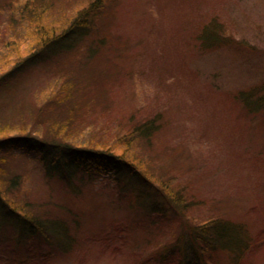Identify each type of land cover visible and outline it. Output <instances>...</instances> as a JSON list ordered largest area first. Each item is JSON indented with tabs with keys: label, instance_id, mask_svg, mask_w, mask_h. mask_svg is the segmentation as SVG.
<instances>
[{
	"label": "rangeland",
	"instance_id": "374dc122",
	"mask_svg": "<svg viewBox=\"0 0 264 264\" xmlns=\"http://www.w3.org/2000/svg\"><path fill=\"white\" fill-rule=\"evenodd\" d=\"M36 1L0 0V77L90 0ZM212 25L230 44L201 47ZM78 46L0 85V138L52 133L72 146L115 143L190 206L173 212L154 184L159 212H150L136 188L112 175L76 195L45 180L19 149L4 179L21 175V196L65 218L73 245L65 252L39 233L20 237L3 216L0 264H181L183 255L190 263L195 253L178 255L173 244L184 228L215 218L244 225L252 245L238 260L216 250L210 264H264V110L250 114L238 99L264 84V0H106ZM54 92L60 102L49 104ZM155 117L157 132L130 143L133 127Z\"/></svg>",
	"mask_w": 264,
	"mask_h": 264
},
{
	"label": "trees",
	"instance_id": "16d2710c",
	"mask_svg": "<svg viewBox=\"0 0 264 264\" xmlns=\"http://www.w3.org/2000/svg\"><path fill=\"white\" fill-rule=\"evenodd\" d=\"M34 2L37 3L36 0ZM105 3L106 0H90L86 6L77 11L75 18L67 26H64L65 28L49 38L44 37L38 45L37 51L23 58L13 69L2 75L0 85L9 82L15 75L26 69L45 62L48 58L75 51L79 47V43L90 33L94 20L102 12ZM203 30L199 35V41L204 49H216L230 44V40L223 37L218 26L212 25ZM94 48L92 46L88 49V56L94 53ZM261 91H264V84L238 93V99L248 113L254 114L264 110V94ZM50 98L49 104H56V100H59L56 98V92L51 94ZM157 120L155 117L134 126L130 133V137L133 138L129 142L152 137L158 130ZM51 134L39 137L26 134L22 137L0 138V219L2 220L3 216H10L14 222L10 225L19 228L20 237L25 235L24 231L39 233L54 243L57 249L65 252L69 251L73 245L71 229L65 218H61L59 215L53 216L52 213L48 214L47 210L32 209L35 206L34 203L28 197L21 196L23 188L21 175L14 174L7 181L4 179L7 170L6 159L19 149L23 153V156L20 155V157L31 156V160L38 164L45 180L59 181L66 190H70L76 195L82 193V186L103 182L105 177L112 175L115 180L122 178L126 185L130 184V189L136 188L138 191L135 195L137 194L140 205L145 204L150 212H159L158 204L152 202L153 194L149 191L154 184H157L156 190H161L162 198L167 201L174 210L173 212L184 213L190 206L183 192L175 191L176 193L173 192V195L170 194L167 184L161 180L156 182L135 161L116 151L117 144L103 143L104 146H101L95 142V144H83L81 147L72 146ZM125 137L117 136L115 139L118 142L125 140ZM122 188L124 189V187ZM183 230V235L178 237L171 249L175 248L178 255L179 251L185 253L192 250L196 257H194V261L190 258L189 263L185 261L186 255L181 254L184 257L181 264H210L209 257H212L216 250L231 252L238 260L252 245L251 237L244 225H237L222 219L207 220L193 227L188 226ZM185 239L188 242L187 245L177 248L178 244L183 243ZM171 252L170 250V254Z\"/></svg>",
	"mask_w": 264,
	"mask_h": 264
}]
</instances>
